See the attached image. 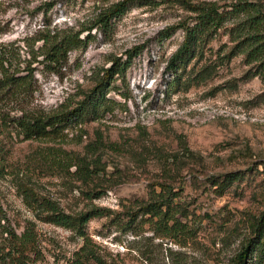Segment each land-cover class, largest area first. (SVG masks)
<instances>
[{
  "label": "rangeland",
  "instance_id": "rangeland-1",
  "mask_svg": "<svg viewBox=\"0 0 264 264\" xmlns=\"http://www.w3.org/2000/svg\"><path fill=\"white\" fill-rule=\"evenodd\" d=\"M117 1L0 0V43L15 44L11 51L28 60L47 29L89 26ZM140 2L114 17L109 30L93 29L87 45L72 51L59 72L35 63L22 97H0V244L6 237L2 225L19 236L31 227L35 240L26 264H67L83 237L39 219L24 199L25 186L67 213L92 206L109 210V217H94L86 227L108 264H230L264 211V84L243 77L241 56L219 64L233 44L222 29L200 59L172 73L168 59L184 32L176 29L168 38L161 32L192 13L173 0ZM134 46L140 53L124 79L116 80L119 91L108 94L116 102L113 113L57 137L28 140L3 120L19 113L16 106L50 113L75 102L110 57L124 59ZM236 170L245 171L244 179L214 195L208 176ZM155 182L181 188L187 234L167 237L153 233L147 222L125 229L109 222L126 220L124 213L147 200ZM0 264L15 263L0 258Z\"/></svg>",
  "mask_w": 264,
  "mask_h": 264
},
{
  "label": "trees",
  "instance_id": "trees-1",
  "mask_svg": "<svg viewBox=\"0 0 264 264\" xmlns=\"http://www.w3.org/2000/svg\"><path fill=\"white\" fill-rule=\"evenodd\" d=\"M173 1L182 4L192 15L161 32L163 38L170 37L179 28L184 32L183 40L168 59L167 68L172 73L182 72L191 60L200 59L207 45L222 29L233 44L220 57L219 64L241 56L242 63L247 67L243 77H258L264 84V0H237L224 5L191 0ZM135 2L140 0H118L99 12L89 26L80 29H47L36 38L39 43L32 48L28 60L19 58L18 54L11 51L15 44L0 43V97H16L15 100L22 97L33 79L35 63L40 65L41 69L59 72L67 65L72 51L83 49L87 45V38L93 29L103 32L109 30L111 20L126 12ZM84 31H87V34L83 36ZM140 51V47L134 46L125 51L124 59L121 56L110 57L109 65L99 68L95 83L75 102L63 103L50 113L16 106L15 109L19 113L13 116L7 114L3 116V120L16 129L22 140H28L57 137L67 129L81 127L89 121L104 118L113 113L116 103L108 95L109 92L119 91L116 80L124 79L132 59ZM72 165L75 163L69 166ZM245 174V171L241 170L228 171L208 176L207 182L211 185L214 195L222 196L232 185L242 181ZM23 193L25 201L32 206L39 219L68 228L83 237L81 245L67 260V264H108L99 254L98 246L87 236L86 227L88 221L94 217H109V210L92 206L85 211L71 214L62 210L57 202L37 195L32 188L25 186ZM182 193L181 188L177 189L167 182H155L147 200L136 202L135 206H131L124 213L126 220H118L116 217L117 220L110 219L109 222L122 229L130 228L139 222H147L151 224L153 233L167 237H175L180 233L185 235L189 229L181 218L186 220L189 212L182 201ZM4 218L5 213L0 207V221ZM1 227V232L6 234V237L4 243L0 244V258L15 264H26L28 249L35 240L31 227H27L20 236L8 226ZM251 227V234L245 238L230 264L264 262V211Z\"/></svg>",
  "mask_w": 264,
  "mask_h": 264
}]
</instances>
